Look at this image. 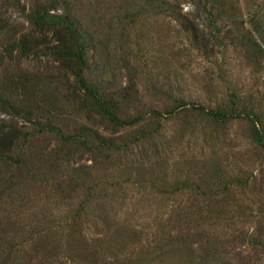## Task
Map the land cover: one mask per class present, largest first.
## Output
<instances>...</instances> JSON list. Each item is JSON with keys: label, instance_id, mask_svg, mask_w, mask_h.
I'll use <instances>...</instances> for the list:
<instances>
[{"label": "rangeland", "instance_id": "obj_1", "mask_svg": "<svg viewBox=\"0 0 264 264\" xmlns=\"http://www.w3.org/2000/svg\"><path fill=\"white\" fill-rule=\"evenodd\" d=\"M43 1L0 0V130L27 137L0 163V264H264V0H64L91 84L145 119L122 129L50 51L9 50Z\"/></svg>", "mask_w": 264, "mask_h": 264}, {"label": "trees", "instance_id": "obj_2", "mask_svg": "<svg viewBox=\"0 0 264 264\" xmlns=\"http://www.w3.org/2000/svg\"><path fill=\"white\" fill-rule=\"evenodd\" d=\"M64 0H44L40 4H34L30 7L28 13L24 7L20 12L28 23L31 31L24 33L23 31H13L17 39L10 45V51H17L21 53L22 57L29 58L36 56L38 51L46 49L50 51V55L57 61L62 62L67 69L72 71V76L75 79V84L79 90L86 93V95L93 101L99 110L100 117L105 124L115 128H132L145 122L143 117L123 119L119 116V111L112 102H108L103 97L100 91L94 87L87 78V53L88 47L83 36L80 34L75 22L69 15H59L55 12L60 8ZM15 3V4H14ZM13 7L18 8L20 4L14 2ZM9 28H2L5 31ZM196 32L195 41L199 42L204 50L209 47L210 41L199 28L193 29ZM202 32V33H201ZM200 33V34H199ZM201 35V36H198ZM52 43H54L52 45ZM214 117L221 118L223 115L213 113ZM258 119V118H256ZM61 134V133H59ZM144 135H153L154 133H147L142 131ZM260 142H263V136L260 130H256ZM98 136V135H97ZM27 137L23 135L15 127L8 131L0 130V163L9 162L14 165H19L20 160H15L13 155L16 152V158L19 156L17 151L21 152V143ZM96 147H92L89 151L94 152L100 149L114 150V144L106 138H100ZM127 149V145L123 147ZM18 159V158H17Z\"/></svg>", "mask_w": 264, "mask_h": 264}]
</instances>
